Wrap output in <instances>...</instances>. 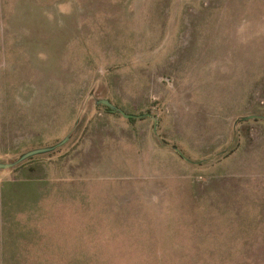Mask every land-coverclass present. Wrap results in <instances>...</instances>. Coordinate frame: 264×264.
Listing matches in <instances>:
<instances>
[{
    "label": "rangeland",
    "instance_id": "rangeland-1",
    "mask_svg": "<svg viewBox=\"0 0 264 264\" xmlns=\"http://www.w3.org/2000/svg\"><path fill=\"white\" fill-rule=\"evenodd\" d=\"M0 91L15 264H264V0H0Z\"/></svg>",
    "mask_w": 264,
    "mask_h": 264
},
{
    "label": "crops",
    "instance_id": "crops-1",
    "mask_svg": "<svg viewBox=\"0 0 264 264\" xmlns=\"http://www.w3.org/2000/svg\"><path fill=\"white\" fill-rule=\"evenodd\" d=\"M5 53V52H4ZM2 58H4L2 56ZM16 66H13L15 69ZM6 99H10V95H8V92L0 91V101H5ZM3 106V104H1ZM2 110L3 108L0 107ZM222 130L219 131H229L230 123L227 120L226 124L222 121ZM219 147H223L225 145V141L221 142ZM217 144H215L216 146ZM6 146L4 144H0V164H8L4 163L5 158L9 156V152L5 151ZM202 147L200 149V152L202 153ZM43 150L40 148L32 149L20 156V159L18 161H21L23 158H27L32 155H36L38 153H41ZM217 152V151H215ZM201 160H199L195 166L203 169L206 171V173L210 172L206 176V179L208 180L207 183L199 184L198 182L193 183L194 187L197 188L196 191H241L240 190V183H236L232 180H230V155L224 156L221 158L218 162H216V165L213 163L210 166L208 165H199L201 163H207V162H213L212 158H210L212 155H203ZM53 156L50 157V162L53 163ZM17 161V160H16ZM3 162V163H2ZM44 161L37 162V164L34 165H27L24 167H18V169H4L0 168V264H15L18 254L17 250L12 249V243L18 244L17 239L15 238L14 241H12L11 234L9 232V228L11 227V220L13 218L12 215H7V208L11 207L9 206V203L12 205V202L18 199L21 195H24L25 192L28 191H59V175L54 174L51 171L44 170L43 167L38 166L40 163ZM48 162V161H45ZM219 173L213 174V171L215 167L219 166ZM207 166V167H205ZM205 167V168H204ZM17 170V171H15ZM14 172V173H13ZM76 175L71 174L67 175L66 180V190L67 191H75L73 190V186H75V180ZM232 181V182H231ZM190 185V183H189ZM237 187V188H235ZM85 185L82 189V191H85ZM78 191V189H77ZM27 194V193H26ZM39 193H35L36 196ZM40 203V202H39ZM35 202L32 203V207L30 208L31 211L35 209ZM37 210V209H35ZM34 210V211H35ZM33 211V212H34ZM16 215V214H14ZM15 219L17 220V216H15Z\"/></svg>",
    "mask_w": 264,
    "mask_h": 264
},
{
    "label": "water",
    "instance_id": "water-1",
    "mask_svg": "<svg viewBox=\"0 0 264 264\" xmlns=\"http://www.w3.org/2000/svg\"><path fill=\"white\" fill-rule=\"evenodd\" d=\"M0 168H5V166H3V165H0Z\"/></svg>",
    "mask_w": 264,
    "mask_h": 264
}]
</instances>
